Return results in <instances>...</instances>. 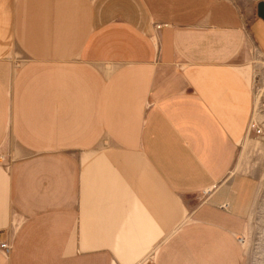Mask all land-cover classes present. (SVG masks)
<instances>
[{"label": "crops", "instance_id": "obj_1", "mask_svg": "<svg viewBox=\"0 0 264 264\" xmlns=\"http://www.w3.org/2000/svg\"><path fill=\"white\" fill-rule=\"evenodd\" d=\"M255 6L0 0V264H242Z\"/></svg>", "mask_w": 264, "mask_h": 264}, {"label": "rangeland", "instance_id": "obj_2", "mask_svg": "<svg viewBox=\"0 0 264 264\" xmlns=\"http://www.w3.org/2000/svg\"><path fill=\"white\" fill-rule=\"evenodd\" d=\"M249 53L254 64L253 95L257 100L256 113L261 118L259 122L257 121L261 132L258 135L248 133L253 143L254 140L257 142V146L252 147L254 154L250 153V158L253 159L251 175L254 178L237 180L232 199L237 204L235 214L242 217L240 234L242 264H264V58L256 54L251 47ZM260 124L263 125V131ZM203 198L204 196L200 197V200Z\"/></svg>", "mask_w": 264, "mask_h": 264}, {"label": "built area", "instance_id": "obj_3", "mask_svg": "<svg viewBox=\"0 0 264 264\" xmlns=\"http://www.w3.org/2000/svg\"><path fill=\"white\" fill-rule=\"evenodd\" d=\"M249 132H253L256 135L260 134V132H261V128H260L258 122L255 121V120H253V118H251L248 121V124H247V134ZM0 251L2 252V254L4 256H7L9 254V252H10V246L8 245L7 242L0 241Z\"/></svg>", "mask_w": 264, "mask_h": 264}, {"label": "water", "instance_id": "obj_4", "mask_svg": "<svg viewBox=\"0 0 264 264\" xmlns=\"http://www.w3.org/2000/svg\"><path fill=\"white\" fill-rule=\"evenodd\" d=\"M256 2V16L264 22V1L254 0Z\"/></svg>", "mask_w": 264, "mask_h": 264}]
</instances>
